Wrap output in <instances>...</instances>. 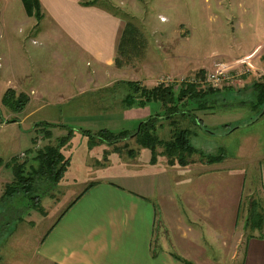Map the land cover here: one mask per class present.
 I'll return each instance as SVG.
<instances>
[{
	"label": "rangeland",
	"instance_id": "374dc122",
	"mask_svg": "<svg viewBox=\"0 0 264 264\" xmlns=\"http://www.w3.org/2000/svg\"><path fill=\"white\" fill-rule=\"evenodd\" d=\"M12 3L11 8L4 9V2H0V123L6 124L13 118L7 116L10 111L1 105L6 90L25 95L28 103L18 113L22 120L19 138L15 136L7 149L3 143L11 140L13 131L4 128L0 151L3 158L14 157L7 162L11 171L13 165L25 164L21 177L32 180V188L25 182L16 184L13 171L9 178L12 180L3 186L2 195L5 190L6 193L13 190L6 189L7 186L24 189L1 197L0 264H43L36 262L38 257L34 259L33 255L42 236L56 222L58 211L89 182L110 180L152 199L141 187L143 182L164 180L175 187L187 186L189 177H176L174 169H214L224 162L207 164L197 153L185 157L187 166L171 165L161 155L160 146L153 158L130 139L140 123L150 118L158 117L153 120L151 132L163 141L169 140L172 132L188 130L189 145L201 155L222 153L230 159L245 140L255 139L257 152L264 156V104L253 106L256 90L252 84L256 75L264 73V0H78L87 12L97 10L102 16L117 20L119 32L125 28V22L134 27L135 48L128 40L124 41L120 54L117 47L122 34H118L116 39L109 38L114 50L109 55L96 43L99 36L107 34L106 24L98 15H84L83 25L95 38L85 33L82 46L70 35L58 32L57 21L47 13L37 21L26 16L20 0ZM256 45L257 52L248 58ZM245 63L253 67L250 72L235 78L217 94L184 102L186 107L176 114L164 112L155 103L138 107L127 101L128 82L148 88L178 87V83L161 84L160 80L171 77L200 81L215 64H231L230 69L239 71L246 68ZM101 131L113 135L125 131L127 135L108 146L98 138ZM46 133L49 137H45ZM49 146L59 148L63 156L61 164L67 165L63 180L53 185L48 179L28 176L37 166L34 161L37 151ZM113 147L120 149L117 152ZM21 153L25 158H18ZM154 164L146 174L148 165ZM225 164H229L230 171H236L235 161L228 160ZM260 164L264 168V159ZM252 169V165L243 168L248 175L245 188L254 187L258 197L262 195L259 179L250 175ZM125 175L128 180H119ZM28 189L30 192L24 193ZM13 216L17 217L10 223L8 219ZM242 226L245 228L242 223L237 226L240 231ZM243 230L245 237L252 234L249 229ZM24 232L36 237L34 247L32 239L23 238Z\"/></svg>",
	"mask_w": 264,
	"mask_h": 264
},
{
	"label": "crops",
	"instance_id": "0c3cea01",
	"mask_svg": "<svg viewBox=\"0 0 264 264\" xmlns=\"http://www.w3.org/2000/svg\"><path fill=\"white\" fill-rule=\"evenodd\" d=\"M2 1L6 9L12 7L14 0ZM38 2L41 19L43 13H47L57 21L58 32L70 35L73 40L80 41L82 46L87 33L83 25L84 15H98L106 24L107 34L106 37L99 36L96 43L103 46L108 55L114 52L109 38L116 39L123 31L121 29L119 32V25L114 18L102 16L97 10L87 12L78 0ZM87 34L95 38L93 32ZM100 37H103L102 41ZM257 46L253 48V53L249 54L253 49L248 52V58L257 52ZM107 62L110 64L111 59ZM256 76L257 80L252 84L264 79V73ZM7 116L13 118L6 124L1 121L0 134L6 133L4 128L7 127L13 131L11 140H4L3 143L9 149L14 137L20 136L22 120L20 114L9 113ZM257 150L259 146L255 139L245 140L234 156L222 159L224 162L219 164L220 167L174 169L176 177H189L187 186L175 184V187L164 180L157 183L143 182L141 187L151 194L152 199L123 188L122 184H113L110 180L89 182L94 185L86 193L76 200L88 184L58 211L57 220L42 236L33 254L34 259L38 257L36 262L43 261V264H264V223L261 231L255 230L247 237L244 235L245 228L242 226L240 231L237 227L239 223L245 224L251 208L249 204L254 199L257 200L256 206L260 205L258 212L264 217V168L260 164L264 156L259 155ZM10 157L3 158L0 151L3 165H0V203L3 186L12 180L9 179L12 171L7 162L14 157ZM228 160L235 161L236 171L229 170V164H225ZM245 165H252L250 175L258 176L262 194L258 197L254 194V187L245 188L248 176L243 171ZM148 166L146 174L155 164ZM128 178L125 175L119 180ZM53 200L57 201L55 198ZM72 202V206L66 210ZM16 217L8 221L12 223ZM23 238L32 239V245L35 246L36 237L32 238L24 232Z\"/></svg>",
	"mask_w": 264,
	"mask_h": 264
},
{
	"label": "trees",
	"instance_id": "16d2710c",
	"mask_svg": "<svg viewBox=\"0 0 264 264\" xmlns=\"http://www.w3.org/2000/svg\"><path fill=\"white\" fill-rule=\"evenodd\" d=\"M20 1L26 16L34 17L35 19H37V21L41 20L42 13L38 0ZM124 26L125 28L122 31V39L118 43L117 47L118 51H120V54L123 53L121 51L123 50L124 41L128 40L130 46L133 49L137 44V39L134 36L135 32L132 24L125 22ZM125 46H128V44H126ZM139 46H141V44H139ZM262 58L264 59V53ZM126 87L130 90V94L127 96V101L131 104V106L147 107L150 103H155L160 105V107L164 109V112H169L173 114H176L181 111L182 107H186L184 102H195V100H199L205 98L206 96L217 94L220 92V90L213 91L211 89L201 87L199 86V84L189 83L180 84L178 87L170 85H158L156 87L148 88L146 86L140 87L138 84H135L133 82H128L126 84ZM254 89L256 90V100L253 106L258 108L260 105L264 104V79L260 82H256L254 84ZM27 103L28 98L25 95H16L15 92L12 90H6L3 93V97L1 100V105L3 106V108L8 109L10 113L13 114H18L22 112ZM157 118L158 117L155 116L146 120L145 122H141L139 129H137V131L130 136V139L133 140V143H135L140 149H145L149 151L150 154H152L153 158L155 157L156 147L160 146V148L162 149L161 155L165 157L168 163L171 165L177 163L183 167L187 166L188 162L185 161V157H190L193 154L197 153L200 154V157L207 164L217 163L220 162L222 159H225L222 153H219V155L204 156L201 155L199 151L192 148L189 145L190 133L188 130H179V132L176 133L172 132L171 138L167 141L159 139L155 134L151 132L154 129L153 120H157ZM126 135L127 134L125 131L119 133L118 135H113L108 131H101L98 135V138L101 140V142H103V144L107 143L108 146H112L114 143H116L118 138H125ZM45 137H49V133H46ZM113 148L117 152L120 149V147ZM58 149L59 148L49 146L45 147L43 150L37 151L34 157V161L37 162V166L35 169H31V171L28 173V176L35 175L37 176V178L42 180L48 179L50 181V185L61 182L63 180V175L67 169V165L61 164L63 156L58 152ZM153 162L154 161H150V163ZM23 168H25L24 163L15 164L12 166V171L16 178V184L25 182L28 184V188L30 189V187L32 188V180H28L27 177L25 179H22L21 169ZM93 185V183L86 185V187L84 188L82 193L76 198V200L81 197L84 193H86ZM8 188H12L13 190L10 193H6L5 190L4 194L2 195V198L6 196H11L14 190L24 189L23 187L17 188L13 186H7L6 189ZM29 189L24 190V193H29ZM252 201L249 204L251 208L250 211H248V216L244 227L245 230L249 229L248 232L253 233L255 230H262L264 217L258 212V206L260 205L256 206L257 202L255 199ZM39 202L40 200H38V203ZM72 204L73 202L67 206L66 210H68L72 206ZM253 206H255L254 210H252ZM248 225L250 228L248 227Z\"/></svg>",
	"mask_w": 264,
	"mask_h": 264
},
{
	"label": "built area",
	"instance_id": "2783aa9c",
	"mask_svg": "<svg viewBox=\"0 0 264 264\" xmlns=\"http://www.w3.org/2000/svg\"><path fill=\"white\" fill-rule=\"evenodd\" d=\"M245 64L246 65L243 67H246V68L242 70L240 69L239 71L238 69H233V70L230 69L231 64L229 65L228 64L227 65L215 64L214 69L211 72H209L207 75H205L202 79H200V81H196L195 79H192L191 81L187 82L183 78L176 80V79H170L171 77H168V78H163L162 80H160V83L161 84H164V83L197 84L198 83L206 89H211L213 91L221 90L223 87L229 86L235 78L245 73H248L250 72V70L253 69L251 64L249 63H245ZM23 157L25 158L23 153L19 154L18 156L19 159H23Z\"/></svg>",
	"mask_w": 264,
	"mask_h": 264
},
{
	"label": "water",
	"instance_id": "95a60500",
	"mask_svg": "<svg viewBox=\"0 0 264 264\" xmlns=\"http://www.w3.org/2000/svg\"><path fill=\"white\" fill-rule=\"evenodd\" d=\"M261 115H262V114H261ZM261 115H260V116H261Z\"/></svg>",
	"mask_w": 264,
	"mask_h": 264
}]
</instances>
